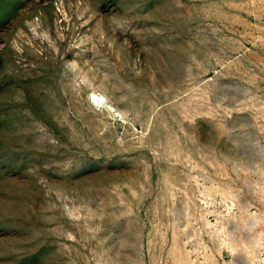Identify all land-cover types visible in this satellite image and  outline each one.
<instances>
[{
	"label": "rangeland",
	"instance_id": "rangeland-1",
	"mask_svg": "<svg viewBox=\"0 0 264 264\" xmlns=\"http://www.w3.org/2000/svg\"><path fill=\"white\" fill-rule=\"evenodd\" d=\"M0 264H264V0H0Z\"/></svg>",
	"mask_w": 264,
	"mask_h": 264
},
{
	"label": "bare ground",
	"instance_id": "bare-ground-1",
	"mask_svg": "<svg viewBox=\"0 0 264 264\" xmlns=\"http://www.w3.org/2000/svg\"><path fill=\"white\" fill-rule=\"evenodd\" d=\"M94 99H96L98 102H101L102 97H95Z\"/></svg>",
	"mask_w": 264,
	"mask_h": 264
}]
</instances>
